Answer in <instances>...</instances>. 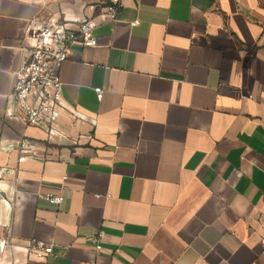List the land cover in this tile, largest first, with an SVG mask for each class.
<instances>
[{
  "label": "crops",
  "instance_id": "crops-1",
  "mask_svg": "<svg viewBox=\"0 0 264 264\" xmlns=\"http://www.w3.org/2000/svg\"><path fill=\"white\" fill-rule=\"evenodd\" d=\"M97 4L0 0V264H264V0H128L115 22ZM89 17L68 113L26 126L10 109L31 30Z\"/></svg>",
  "mask_w": 264,
  "mask_h": 264
},
{
  "label": "built area",
  "instance_id": "built-area-1",
  "mask_svg": "<svg viewBox=\"0 0 264 264\" xmlns=\"http://www.w3.org/2000/svg\"><path fill=\"white\" fill-rule=\"evenodd\" d=\"M128 0H98L101 9L99 17L106 21H117ZM137 21L134 25H138ZM98 25L97 18L89 17L78 25L76 33L68 32L65 26L50 24L33 28L30 38L33 45L29 50V57L16 73V85L12 95L11 114L21 119L26 126L38 128L49 133L56 130V124L67 114L64 106L63 83L61 69L74 53V46L81 42L86 47L97 46L94 30ZM99 100L104 97L101 88L95 90ZM25 147V146H22ZM19 162L26 159L31 150L21 149ZM48 201L55 206H61L64 198L48 196ZM104 237L99 232L94 238L97 252L102 251L100 244ZM29 253L39 259L53 254V247L45 242L36 240L28 248Z\"/></svg>",
  "mask_w": 264,
  "mask_h": 264
}]
</instances>
